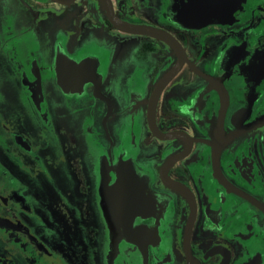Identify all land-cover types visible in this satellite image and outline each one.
<instances>
[{
    "label": "flooded vegetation",
    "instance_id": "flooded-vegetation-1",
    "mask_svg": "<svg viewBox=\"0 0 264 264\" xmlns=\"http://www.w3.org/2000/svg\"><path fill=\"white\" fill-rule=\"evenodd\" d=\"M0 1V264H264V0H200L210 19L223 21L201 28L173 20L191 0H108L120 19L170 33L207 75L217 76L227 45L250 46L258 86L230 99L227 137L214 144L189 113L209 82L187 61L155 110L158 129L184 139L150 130L148 99L177 62L167 43L145 36L118 52L105 36L121 30L100 0ZM58 5L73 7L83 28L56 34L47 47L32 15ZM119 167L131 168L164 208L158 200V210L132 213L142 236L113 244L101 191L117 182Z\"/></svg>",
    "mask_w": 264,
    "mask_h": 264
},
{
    "label": "water",
    "instance_id": "water-1",
    "mask_svg": "<svg viewBox=\"0 0 264 264\" xmlns=\"http://www.w3.org/2000/svg\"><path fill=\"white\" fill-rule=\"evenodd\" d=\"M59 3L69 4L74 0H55ZM107 13L110 22L119 30L131 34L150 36L167 43L177 54V62L170 68L156 83L147 106V121L153 135L162 140L173 139L175 137L183 138L178 132H161L155 121V110L159 96L163 88L171 81L187 61L192 69L202 75L208 82L209 86L202 90L196 99L194 105L189 108V113L196 126L206 133L210 138L208 142L212 144L221 143L226 133H224V120L226 109L230 99L237 95L238 90L243 87H257L258 68L253 66L251 59L246 60V53L250 46L246 43L229 44L224 49L223 55L218 60L219 72L216 77L207 75L199 71L191 64L184 53L183 47L167 31L151 25L131 23L120 19L113 11V7L108 0H100ZM173 20L185 28H201L208 24L216 22L210 19L209 13L204 11L200 0H191L189 4L180 2L179 7H175L172 13ZM257 85V86H256ZM99 93L98 91L96 92ZM181 155H176L167 161V166L173 164ZM166 183L170 184L166 179ZM103 197V206L106 211L107 219L110 224L112 243L115 244L122 237H131L136 240L142 236V231L132 230L131 216L134 212H150L158 210L157 201L159 200V212L164 208V200L153 193L147 185L139 183L138 176L131 170L123 167L118 169V180L111 189L101 191ZM155 201L154 205L150 204V199ZM194 211L192 210L184 231V242L186 251L189 246V238L192 227ZM144 234V231H143Z\"/></svg>",
    "mask_w": 264,
    "mask_h": 264
},
{
    "label": "rangeland",
    "instance_id": "rangeland-1",
    "mask_svg": "<svg viewBox=\"0 0 264 264\" xmlns=\"http://www.w3.org/2000/svg\"><path fill=\"white\" fill-rule=\"evenodd\" d=\"M11 2L18 3L22 2V0H11ZM1 4L6 3L3 1H0ZM78 13L75 12L74 8H68L66 6H61L58 5L56 8H50L46 11H43V17H39L38 15H32V17L36 20H38V25H39V20L42 21L43 23V39L45 40V43L48 46L53 41V37H55L56 34H61L63 36H71L73 30H77V27L83 28V23L84 19H79L78 18ZM151 23V22H150ZM154 24V23H151ZM64 26V29H63ZM97 32L93 33L92 35L94 37H98ZM82 32L80 33V35ZM105 38H110L114 42L113 48H116L118 52H121L125 49V45H135L138 42H141V39H145V36L142 35H135V34H128V33H123L118 30L112 29L109 32H106ZM79 35V37H80ZM86 34H84L85 36ZM54 112L52 113V117L54 122L56 123L58 121V113H57V106L53 110ZM36 186L40 188V190L43 193V180L40 182L36 183ZM57 186L59 187L58 183ZM43 201V199H40ZM39 201V206L43 210V203Z\"/></svg>",
    "mask_w": 264,
    "mask_h": 264
}]
</instances>
